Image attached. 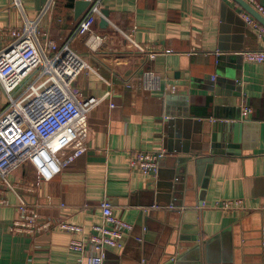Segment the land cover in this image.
Listing matches in <instances>:
<instances>
[{"label": "crops", "instance_id": "0c3cea01", "mask_svg": "<svg viewBox=\"0 0 264 264\" xmlns=\"http://www.w3.org/2000/svg\"><path fill=\"white\" fill-rule=\"evenodd\" d=\"M76 1L54 0L40 24L87 62L75 86L96 102L88 147L50 181L25 163L7 178L27 187L0 184V264H79L69 242L102 222L104 201L133 227L103 264H264V63L243 56L264 51V36L246 10L235 0H100L81 27L91 5L76 16ZM20 2L0 0V49L48 0ZM9 104L0 81V114ZM223 124L231 139L214 154ZM140 151L164 154L155 174L131 167ZM21 197L43 220L84 230L11 232Z\"/></svg>", "mask_w": 264, "mask_h": 264}, {"label": "built area", "instance_id": "2783aa9c", "mask_svg": "<svg viewBox=\"0 0 264 264\" xmlns=\"http://www.w3.org/2000/svg\"><path fill=\"white\" fill-rule=\"evenodd\" d=\"M87 1L91 7L81 27L101 12L100 0ZM246 1L264 16V5L257 0ZM15 2L22 9L20 0ZM53 6L54 0H48L36 19L24 14L23 26L11 29L7 44L0 49V81L10 100L0 114V184L6 188L1 193L27 187L7 178L17 167L29 163L43 181H50L88 147L89 113L96 102L81 98L75 86L76 78L88 65L69 43L59 47L41 28L42 18ZM243 17L264 36L263 24L246 11ZM243 56L249 62L264 63V51H246ZM250 112L244 106L243 113ZM163 156V153L140 151L130 165L144 174H155ZM240 204L241 200L235 201V205ZM100 207L102 222L93 226L89 237H73L69 242L70 248L81 255L79 264H103L105 249L121 248L125 235L132 230L133 226L117 217L108 202H101ZM222 207L229 208L230 202ZM19 210L20 215L10 226L14 233L35 237L55 226L73 234L84 230L83 226L63 220H43L39 209L28 205L22 197Z\"/></svg>", "mask_w": 264, "mask_h": 264}, {"label": "water", "instance_id": "95a60500", "mask_svg": "<svg viewBox=\"0 0 264 264\" xmlns=\"http://www.w3.org/2000/svg\"><path fill=\"white\" fill-rule=\"evenodd\" d=\"M244 10H246L249 14H251L254 18H256L261 24L264 25V16L260 14L250 3H248L246 0H235ZM76 4V16L80 15V12L83 8H88L90 5V2L87 0H77L75 2ZM107 14V13H106ZM218 127V125H217ZM231 129V125L223 124L220 125L221 134H214L213 135V153H218V150H216V146L219 143L218 141L226 142L230 141V134L229 131ZM227 132L226 135L224 133ZM229 146H232L231 144Z\"/></svg>", "mask_w": 264, "mask_h": 264}, {"label": "rangeland", "instance_id": "374dc122", "mask_svg": "<svg viewBox=\"0 0 264 264\" xmlns=\"http://www.w3.org/2000/svg\"><path fill=\"white\" fill-rule=\"evenodd\" d=\"M41 28H42V27H41ZM24 86H25V85H24ZM24 86H23V87H24Z\"/></svg>", "mask_w": 264, "mask_h": 264}]
</instances>
